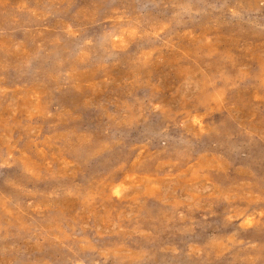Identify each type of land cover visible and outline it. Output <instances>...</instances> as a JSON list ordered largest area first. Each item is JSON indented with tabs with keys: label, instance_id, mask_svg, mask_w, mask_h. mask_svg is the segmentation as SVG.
Segmentation results:
<instances>
[{
	"label": "rangeland",
	"instance_id": "374dc122",
	"mask_svg": "<svg viewBox=\"0 0 264 264\" xmlns=\"http://www.w3.org/2000/svg\"><path fill=\"white\" fill-rule=\"evenodd\" d=\"M0 264H264V0H0Z\"/></svg>",
	"mask_w": 264,
	"mask_h": 264
},
{
	"label": "bare ground",
	"instance_id": "6f19581e",
	"mask_svg": "<svg viewBox=\"0 0 264 264\" xmlns=\"http://www.w3.org/2000/svg\"><path fill=\"white\" fill-rule=\"evenodd\" d=\"M208 97V96H207ZM213 100V99H212Z\"/></svg>",
	"mask_w": 264,
	"mask_h": 264
}]
</instances>
